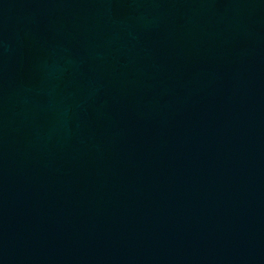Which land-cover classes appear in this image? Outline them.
<instances>
[{"label":"water","instance_id":"water-1","mask_svg":"<svg viewBox=\"0 0 264 264\" xmlns=\"http://www.w3.org/2000/svg\"><path fill=\"white\" fill-rule=\"evenodd\" d=\"M0 264H264V0H0Z\"/></svg>","mask_w":264,"mask_h":264}]
</instances>
